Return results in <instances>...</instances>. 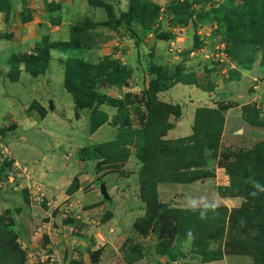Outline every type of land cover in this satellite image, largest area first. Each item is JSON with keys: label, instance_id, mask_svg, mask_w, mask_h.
<instances>
[{"label": "rangeland", "instance_id": "rangeland-1", "mask_svg": "<svg viewBox=\"0 0 264 264\" xmlns=\"http://www.w3.org/2000/svg\"><path fill=\"white\" fill-rule=\"evenodd\" d=\"M100 1L107 2L113 10L118 9L119 5L127 6L125 0ZM121 1L122 3H120ZM139 1H150L156 4L157 8H154L153 14L148 19L130 22L129 28L135 36L133 37L134 41L144 39L146 42L149 40L147 42L149 44L153 38H167L172 31H175L177 35L179 34L177 41L179 47L175 44L172 46H175L174 48H177L176 50L183 56L184 60H181L182 69L175 67L168 71L164 66H159L157 70L154 69L157 75L161 76L168 73L170 76L178 77L180 82H188L209 89L213 82L205 80V77L208 76L205 74L206 71L201 74V70H207L209 63L224 68L229 66V70L227 69L225 74H222L221 68L219 69L222 77L224 75L228 79L237 76L238 71L236 69H248L254 65L260 79L264 81V65L262 64L264 59V0ZM70 2L71 0H0V56H9L12 53L11 58L13 59L7 76L0 78V81L12 80L13 76H16L14 60L20 58H23L21 59L23 64L24 60L29 61L30 65L35 68L36 63L40 72L43 70L44 62L42 59L45 55L46 44L40 43L35 47L34 43L31 46V40L37 38L38 42H41L43 38H48L47 35H52L55 38L60 37V33L65 30L64 25L66 24H62L60 28L57 26L60 22L57 25L55 23L58 22L60 16L63 19L62 4ZM74 8L79 12L84 11V14L86 10L87 13L89 12L86 5L83 6L78 2ZM69 17V20L64 23L72 21ZM25 22L27 23L25 24ZM81 23L83 28H88L91 25L88 19H83L79 24ZM79 24L69 26V33L73 34ZM111 32L108 29L104 31V34L101 35L104 41H118L116 34L114 33L112 36ZM242 32L245 33L244 38L247 41L257 43L255 46L257 49L251 51L246 57L242 56L237 61L235 57L239 53L237 50L235 52L230 51V46L236 34L242 35ZM117 34L131 35L126 28H121L119 32L117 30ZM25 36L30 39L28 40L30 42L29 48H19L20 50L9 52L11 49L9 45L22 43ZM88 42H90L89 38ZM189 51H198L199 55L196 56L195 53L191 54ZM114 60H112L113 64L109 70L110 78L123 81L128 75L129 69L123 67L116 59ZM99 63L100 65H107L108 59L103 57ZM231 64L233 67L230 66ZM191 66H198L197 71L200 72L199 77L200 75L203 77L202 82H197L198 77L190 70ZM114 67H118L119 71L114 72L112 70ZM92 73L93 70L86 74L84 71L79 72L76 69L70 72V85L78 95V104L87 101L89 95L84 86L76 83V79L79 78L84 82L91 83L93 82ZM60 75L61 70H56L52 80L45 85L38 86L37 93H34L33 99L39 97L41 104L45 105L46 109L43 110H48L46 103L49 99L55 106L57 105L56 98L62 91ZM145 80L143 78L142 88L140 85L139 88L136 87L131 92H123L119 97L105 99L106 104L116 106V115L111 122L117 121V123L114 125L116 128L113 138L98 143L95 147V150L102 156L98 162L93 164L99 175L95 177L90 175L89 178H83L81 182H78V178L74 175L70 179L66 191L70 192L80 184L82 190L91 184L98 190V185L103 182L108 189L109 184L103 177L106 173L110 174V182L113 185L112 179L123 180L128 177V180H124L125 186L130 187V193L135 196L142 210V215L133 221V227L137 226L143 230L147 220L155 211L159 220L148 230L149 232L156 229L157 236L152 232L153 234L147 238L141 239L140 233H138V236L131 235L123 242L121 247L126 253L124 258L136 259L141 249L147 251L151 246H157L158 248L166 247L173 251L174 258L169 259L171 264H206L207 262L219 261L221 258L224 259V264H254V257L247 245L257 238V231L254 227L245 228L244 218L259 223L261 216H264V206L261 208L262 212L260 213L262 214H256L253 208L255 205H262V197L260 194L253 196L252 192L248 190L249 187L254 189L253 180L258 182L264 176V94L263 96L260 95L258 102L242 104L236 111L237 116H240L237 125L243 127V130L246 129L244 136L248 137V130L251 129L252 133L255 131L257 141L250 142V144L240 139L243 135H226L229 131L225 132L222 137L223 140H220L224 124L222 112L226 107L233 104L231 101L215 102V107L205 106V108L213 110L206 114L201 112L197 116L199 118L192 126L191 132L188 135L180 136L173 131L167 132L177 116L168 114L166 117L165 109L152 108L150 105L144 106L146 92L152 93L153 91V88L149 86V80L147 84H145ZM34 81V77L23 74L18 84L15 85L23 93L14 89L11 90L16 92L20 100H24V95L30 90L33 91L31 86ZM226 83L224 82V84ZM0 85L4 86L5 83L2 81ZM146 88L151 89L145 90ZM262 92H264V88ZM178 107L180 110L179 105ZM29 108L33 110L35 108V117L40 116L43 112L35 101L29 103ZM53 112L56 113V108ZM103 115V112L97 111L93 118L100 120ZM166 123H169L170 127L165 130L168 126ZM45 126L43 127L46 130L50 128L49 131L58 136L57 139L60 137L61 142L56 145V151L66 152L68 146L73 149L72 140L83 143V145L86 142V138L76 129L65 127L63 124L62 127L57 126L55 130ZM235 127L237 126L231 125V129L234 130ZM8 128H10V124L8 127L4 126L3 130ZM40 139L44 142V149L54 144V138L46 133H43L41 138H37V140ZM42 140L40 141L42 142ZM3 148H6L5 144L0 145L2 157L6 154ZM79 148L76 149L75 153L78 152ZM249 150L251 152L247 153ZM130 157L132 158L130 159ZM140 157H144L145 161H139ZM80 160L83 161V159ZM131 161L137 162L138 167L133 168L126 164L131 163ZM89 164L87 168L91 167ZM147 171L153 173L155 178L149 185L141 189L139 184L140 173H147ZM116 184H120V181ZM261 187L264 188V184H261ZM160 188H163L160 190L161 192L159 191ZM201 197L218 203L219 206L215 210L218 215L209 211L207 218L202 220L199 218V209L192 211L186 207L188 198L199 200ZM68 200L61 203L67 205ZM157 202L165 204L169 210L167 212L156 210ZM61 203L60 205H62ZM60 209L61 215H68V212L71 211L68 207H61ZM0 225L10 228L9 217L5 213H0ZM34 226L37 227V224ZM53 230L50 225L48 231L51 233ZM78 231V228L71 229L72 235L78 234ZM56 233L51 234L52 242L46 234L44 240L41 239V236L37 238L42 240L44 244L42 251L51 254L53 260L50 264H89L95 259L97 251H90V246L86 248L88 255L83 257V253L77 251L79 250L77 242L67 240L63 236V232H58L60 238ZM99 234V237L102 238V232ZM90 236L89 241L96 239L93 234ZM184 238L187 239L188 245L185 250H180L179 244H175V241ZM15 243L19 247V252L10 250L6 239L0 237V264H49L47 261H41L38 258L40 249L35 247L28 250L27 244H23L24 240L18 238L16 234ZM47 243H54V246L46 247ZM140 264L150 263L144 261Z\"/></svg>", "mask_w": 264, "mask_h": 264}, {"label": "crops", "instance_id": "crops-1", "mask_svg": "<svg viewBox=\"0 0 264 264\" xmlns=\"http://www.w3.org/2000/svg\"><path fill=\"white\" fill-rule=\"evenodd\" d=\"M77 2L83 4V6L86 5L89 12L87 13L86 10L84 14V11L79 12L75 9L74 5ZM123 2L126 4L125 1ZM119 6L118 9L113 10L115 16L119 9H126V5L124 7ZM61 7H63V19L60 16L55 24L57 25L60 22L57 25L60 28L62 24H66L64 25L65 30L60 33L58 38L47 35L50 43L66 42L69 38V26L79 24L83 19H88L96 25L86 28L90 39L87 47L80 49L59 48L53 46V44L48 48V57L41 72L36 75L30 74L25 70L22 60H14L15 78L0 81L5 83L4 86L0 85V129H2L0 131V145H6V148H3L6 154L3 157L0 155V213L8 215L9 227L18 238L24 240L23 244H27L28 250L36 247L40 249L39 253L43 252L44 244L42 240L37 239L38 236H41V239L44 240L47 235L52 242L53 237H51V234L53 232H57L59 238L58 232H63V236L67 240L77 242L79 249L77 251H81L83 257L88 255L87 246L91 247L90 251H97L95 259L90 261L89 264H140L144 261H148L150 264H171L165 254L155 252L154 246H151L147 251L141 249L136 259L126 256L124 258L126 253L121 245L131 235L138 236V232L133 227V221L142 215V210L135 196L130 193V187L125 186L124 180H128V177L123 180L112 179L113 185L110 182V174L106 173L103 177L108 182L109 188L107 189L105 182L103 184L107 198H104L99 189L94 188L92 184L88 185L85 190L81 189L80 184L70 192L66 191L70 179L74 175L78 178V182H81L83 178H89L90 175L93 177L99 175L97 168L93 165L97 160L81 161L77 158L75 151L79 147L98 144L113 138L116 127L110 123V120L115 115L116 106L105 102L99 103L97 109L106 115V121L96 126L92 131H87L88 109L86 107L76 108L73 96L64 87L63 62L67 58H76L95 64L103 57L116 59L121 65L129 69L130 77L126 80L128 83L115 86L106 82H98L95 83L94 87L96 92L103 93L109 98H115L123 92H131L134 88H139L140 85V88H142L143 78L146 79L145 84H147L152 77L149 72L151 64L164 66L168 71L173 70L175 67L182 69L181 60H184L183 56L181 53L179 54L177 48H174L175 46H172V44H175L179 47L177 43L179 34L177 35L175 31H172L167 38H153L149 44L147 43L149 40L147 42L144 39L134 41V38L129 34H117V30L119 32L121 28L125 29L123 24H104L108 20V15L102 6L89 4L85 0H71L68 4L63 3ZM68 17L72 21L64 23L69 20ZM106 29L112 31V36L115 33L118 41H104L101 35L104 34ZM23 40L22 43L9 45V48L11 47L9 52H14L19 48H29L30 42L28 40L30 39L25 36ZM37 42V38L31 40V46ZM191 51H189L191 54L199 55L198 51ZM11 55L0 56V78H5V75L7 76L9 69H11V64H13ZM230 66L233 67L232 64ZM197 68L198 66H191L190 70L198 77L197 82H202L203 77L201 75L199 77L200 72L197 71ZM220 68L222 74H225L229 66L224 68L209 63L207 70H201V74L205 71V74H208L205 80L213 82L209 89L192 83L171 80L167 87L156 92L158 100L180 106L181 114L175 118L167 131L168 133L173 131L180 134V136L188 135L192 129L196 108L208 105L215 107V102L231 101L233 104L226 107L222 112L224 124L220 140H223L224 133L228 131L226 135H243L240 139L248 143L258 140L255 138V131L252 133L251 129L248 130V137L244 136L246 129L243 130V127L237 125L240 116H237L236 111L242 104L259 101L260 95L263 96L264 94L262 92L264 81L260 79L254 65L248 69L235 68L238 74L235 78L230 79L225 78L224 75L222 77L219 72ZM58 69L61 70L60 84L62 91L56 98V106L51 99L47 101L48 110L46 111L43 110L46 108L45 105L41 104L39 97L33 99V96H35L34 93H37V87L52 80ZM23 74L34 77L36 83L34 81L31 86L33 91H28L24 95L25 99L20 100L14 90L22 92L15 85L18 84ZM224 82L227 83L224 84ZM31 101H35L38 107L43 110L40 116L35 117V108L34 110L29 108ZM55 108L56 113L53 112ZM9 124L10 128L3 130L4 126L8 127ZM62 124L65 127L76 129L86 138L85 144L83 145V143L76 142L71 138L73 149L68 146L66 152L56 151V145L61 140L60 137L57 139L58 136L49 131V127L55 130L57 126L62 127ZM232 124L237 126L234 130L231 129ZM45 125L49 130L43 127ZM35 126L37 127L35 128ZM257 130L256 132H258ZM43 133L54 138V144L49 148L44 149L43 140L40 139L42 142L37 140V138L43 136ZM88 163H90V168H87ZM126 164L133 168L138 167L137 162L131 161V163ZM118 181H120V184L117 185ZM161 189L163 188H160L159 191ZM64 200H68L69 203L67 205L61 203ZM61 207H68L71 211L68 212V215H61L59 213ZM35 224H37V227L34 226ZM50 225L54 229L51 233L48 231ZM73 228H78L79 233L72 235L71 229ZM99 232H102V238L99 237ZM90 234L95 236L94 241H89ZM150 234H153L152 231H149L146 235L140 234L139 237L141 239L147 238ZM187 242V239L184 238L175 241V244H179L178 248L180 250H185L188 245ZM48 246H54V243H47L46 247ZM223 262L225 261L221 258L219 261L207 262L206 264H224Z\"/></svg>", "mask_w": 264, "mask_h": 264}, {"label": "trees", "instance_id": "trees-1", "mask_svg": "<svg viewBox=\"0 0 264 264\" xmlns=\"http://www.w3.org/2000/svg\"><path fill=\"white\" fill-rule=\"evenodd\" d=\"M86 1L89 4L96 5V6H102L104 8V10L106 11V13L108 15V20L106 22H104V24H114V23L123 24L125 26V28L130 32L131 37H135V36H134L133 32L131 31V29L129 28L130 22L131 21L140 22L142 19H148L153 14L154 8H157L156 4H154L150 1L125 0L127 3L126 9L125 10L119 9L117 12V15L115 16L113 9L110 7V5L107 2H102L100 0H86ZM98 24H102V23H98ZM95 25H96V23L91 22V25L88 27H93ZM76 27H78L79 29L78 28L75 29L73 34L69 33V38L66 42L50 43L47 41L48 38L45 37V38H43V40H41V42L35 43V47L38 46L40 43L46 44L45 55H44V58L42 59L44 64H45L47 57H48V48L53 44H54L53 46H56L59 48H79L80 49V48H84V47L88 46L89 34L86 31L87 27L83 28L82 23L77 25ZM86 33H87V35H86ZM241 34L242 35L236 34L235 39L232 41L231 46H230V51L235 52L237 50V52L239 53V55L236 54V57H235V59L237 61H239L242 56L246 57L249 53H251V51L253 52L255 49H257V47H255L257 43H255L254 41H250V42L247 41L244 38L245 33L242 32ZM35 54H36V52H35ZM21 59H23V58H20V60ZM106 59H108L107 65H104V64L100 65L99 62L95 63V64H91V63H87V62H84V61H82L80 59H76V58H67L63 62V69H64L63 84H64V87L73 96L76 108L86 107L88 109L89 115H88L87 131H92L96 126H98L99 124L106 121V115L104 113H103L104 114L103 117L100 120L93 118V115L97 111H100L97 109L98 104L101 102H104L106 98H109L105 94L96 92L94 90L95 83L106 82L109 84H113L115 86H122V85L126 84V80L130 74V72H129L123 81H120L116 78H110L109 70L111 68V65L113 64L112 60H114V59L107 58V57H106ZM35 60H36V58H35ZM262 61L261 62L264 65V59ZM123 67H125V66H123ZM157 67H159V66H155L152 64L149 66V71L152 75V77L149 79V86L151 88H153V91H152V93H150L149 91L146 92L145 98H144V106L147 107L150 105V107H152V108H156V107L163 108L166 110V117L168 116V114H173L174 116H178L180 114L178 104H171V103L159 101L156 98V92L161 90L164 87H167L169 85V83H171V80L176 81V82L181 81V80H179V78L176 76H170V74H168V73L165 75H161V76L157 75L156 71H155V70H157ZM243 67H245V66H243ZM24 68L30 74H33V75H36L37 73L40 72V70H39L40 68H37L36 63H35V68H34L32 65H30L29 61H25V60H24ZM73 69H76L79 72L84 71L86 74H88L91 70H93V73L91 74L92 75L91 78H93V82L89 83V82H84L79 78L76 79V83L84 86L86 88V92L89 95L88 100L82 104L77 103L78 95H76L74 88H72V86L70 85L71 81H70L69 77H70V72ZM244 69H246V68H244ZM112 70L114 72H116V71H119V68L114 67V69H112ZM14 77L15 76H13L12 79H14ZM151 88H146L145 90H150ZM211 110H213V109L205 108V107L196 108L195 112H194V118H193V125L192 126L195 125L196 120H198V118H199L197 116L200 115L201 112H204L206 114V113L210 112ZM115 115H113L111 117V120L114 118ZM111 120H110V123L112 125H115V123H117V121L111 122ZM165 120H166V118H165ZM168 124L169 123H166V125H168ZM169 127H170V125H168L165 128V130ZM96 146H97V144H90V145L80 147L78 149V152H77V157L79 159H83V160L95 159V160H97L96 162H98V160L100 158H102V156H100L99 153L95 150ZM250 152H251L250 150L247 151V153H250ZM139 161L144 162L145 158L140 157ZM235 171H237V170H235ZM154 178H155V175L153 173H148V171H147V173L146 172L140 173V177H139L140 188L141 189L145 188V186L149 185V183H151L153 181L152 179H154ZM158 180H160V179H158ZM263 180H264V176H262L261 179L257 183H259L260 185L264 184ZM248 190H250L251 192L256 191L257 194H260V196L262 197L261 198L262 205L258 204V205L253 206L256 214H262L260 212H262L261 208L264 206V193H262L261 191H257L255 189H253L252 187H249ZM157 209L162 210V211H166V212L169 210V208L165 204L160 203V202L156 203V210ZM244 209L246 210L245 207H244ZM245 213H246V211H245ZM158 220H159V217L157 216L156 211H155L154 214L147 220L146 227L143 230H140L137 226H135V230L138 233H140L141 235H146L148 233V230L151 228V226L155 225V223ZM244 223H245L244 224L245 228L254 227L257 231V238H255L252 243L247 245V247L250 249L251 255L254 257L253 262H254V264H259L260 262H262V264H264V216L263 215L261 216L259 223H255L253 221L251 222L248 218H244ZM6 227H3L0 225V237H4L6 239L7 245H8L10 250H13L14 252H16V251L19 252V247L15 243L14 232L11 230V228H8V227L6 228ZM152 232L154 233V235H156V236L158 235L156 229L153 230ZM180 234H182V233H180ZM154 250L156 253L165 254L170 260H172L174 258L173 251L170 249H167L166 247L158 248L157 246H154ZM256 251H257V253H254ZM192 252H195V251H192Z\"/></svg>", "mask_w": 264, "mask_h": 264}, {"label": "clouds", "instance_id": "clouds-1", "mask_svg": "<svg viewBox=\"0 0 264 264\" xmlns=\"http://www.w3.org/2000/svg\"><path fill=\"white\" fill-rule=\"evenodd\" d=\"M252 184L254 189L264 192V188H262L259 183L253 180ZM251 194L255 196L257 192L253 191ZM218 206L219 205L216 201H209L206 197H201L199 200L188 198L186 205V207L192 211L199 209V218L202 220L207 218L209 211L218 215V213H215V210Z\"/></svg>", "mask_w": 264, "mask_h": 264}, {"label": "built area", "instance_id": "built-area-1", "mask_svg": "<svg viewBox=\"0 0 264 264\" xmlns=\"http://www.w3.org/2000/svg\"><path fill=\"white\" fill-rule=\"evenodd\" d=\"M38 258L41 260V261H47L49 264L52 262V256L50 253H44V252H41L38 254Z\"/></svg>", "mask_w": 264, "mask_h": 264}, {"label": "water", "instance_id": "water-1", "mask_svg": "<svg viewBox=\"0 0 264 264\" xmlns=\"http://www.w3.org/2000/svg\"><path fill=\"white\" fill-rule=\"evenodd\" d=\"M51 108V106H50ZM98 189H99V192L101 193V195L104 197V198H107V194L105 192V188H104V184L103 183H100L98 185Z\"/></svg>", "mask_w": 264, "mask_h": 264}]
</instances>
